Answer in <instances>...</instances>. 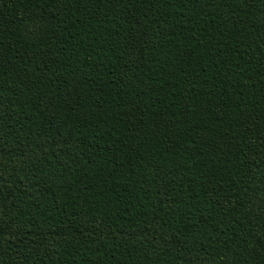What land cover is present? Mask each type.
I'll return each mask as SVG.
<instances>
[{
	"label": "trees",
	"instance_id": "obj_1",
	"mask_svg": "<svg viewBox=\"0 0 264 264\" xmlns=\"http://www.w3.org/2000/svg\"><path fill=\"white\" fill-rule=\"evenodd\" d=\"M1 152L0 264H264V0H0Z\"/></svg>",
	"mask_w": 264,
	"mask_h": 264
},
{
	"label": "rangeland",
	"instance_id": "obj_2",
	"mask_svg": "<svg viewBox=\"0 0 264 264\" xmlns=\"http://www.w3.org/2000/svg\"><path fill=\"white\" fill-rule=\"evenodd\" d=\"M11 162H13V160L10 158L8 152L0 153V182L1 185L5 186L6 188H15L16 184L14 182L18 179L15 172V166L13 168V164ZM19 232V227L15 226L13 228V235L7 237L5 241H11L14 244L18 240V238L21 237Z\"/></svg>",
	"mask_w": 264,
	"mask_h": 264
}]
</instances>
